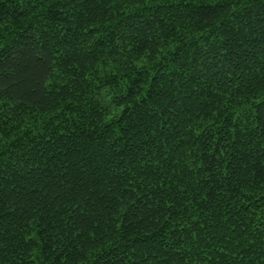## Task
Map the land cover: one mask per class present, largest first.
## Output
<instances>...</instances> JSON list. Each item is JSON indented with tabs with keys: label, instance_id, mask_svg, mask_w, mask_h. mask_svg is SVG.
Here are the masks:
<instances>
[{
	"label": "trees",
	"instance_id": "16d2710c",
	"mask_svg": "<svg viewBox=\"0 0 264 264\" xmlns=\"http://www.w3.org/2000/svg\"><path fill=\"white\" fill-rule=\"evenodd\" d=\"M0 264H264V0H0Z\"/></svg>",
	"mask_w": 264,
	"mask_h": 264
}]
</instances>
